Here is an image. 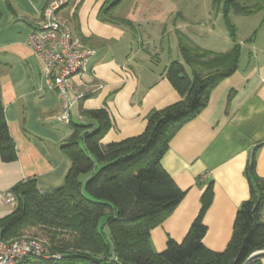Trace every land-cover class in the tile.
<instances>
[{"label": "crops", "instance_id": "crops-1", "mask_svg": "<svg viewBox=\"0 0 264 264\" xmlns=\"http://www.w3.org/2000/svg\"><path fill=\"white\" fill-rule=\"evenodd\" d=\"M113 1L69 0L58 11L73 33L96 51L84 70L72 78L73 91L80 99L65 123L58 119L60 98L27 44L48 0H0V99L17 149L15 161L0 159V193L26 180H34L41 191L63 185L71 160L60 146L70 136L73 123L90 122L81 115L83 111L107 110L111 127L101 139L106 145L141 134L151 110L179 100L164 76L170 60L162 59L156 43L160 33L169 32L178 48L176 31L190 41L180 19L160 17L151 31L144 30L136 18L119 17L114 10L113 18L131 25L100 19L99 12ZM254 37L248 41L249 48L241 45L237 69L215 86L207 105L172 137L161 159L185 195L172 214L151 230V246L157 252L164 250L168 239H183L208 182H212L213 198L203 214L206 232L202 242L209 250L223 251L236 211L249 197L245 171L253 151L255 171L264 178V46H257ZM217 42L221 48L193 44L220 53L233 44L231 39ZM11 206L0 202V218L13 210Z\"/></svg>", "mask_w": 264, "mask_h": 264}, {"label": "trees", "instance_id": "trees-1", "mask_svg": "<svg viewBox=\"0 0 264 264\" xmlns=\"http://www.w3.org/2000/svg\"><path fill=\"white\" fill-rule=\"evenodd\" d=\"M120 1L114 0L98 17L131 25L113 18L112 9ZM220 2L213 0V6L218 8ZM222 6L232 47L221 53L202 49L176 31L183 62L170 61L164 76L179 100L151 110L141 134L103 145L101 139L111 127L107 110L83 111L90 122L73 123L60 146L71 160L63 185L41 191L34 180H26L9 190L16 203L0 218V239L8 241L39 227L50 250L61 255L59 259L30 256L17 264H262L260 255L251 256L264 250V178L255 171L254 151L245 171L249 197L236 211L223 251L209 250L202 242L206 232L202 218L213 198L212 182L206 185L200 209L180 242L168 239L164 250L157 252L150 241L151 230L172 214L185 195L161 165L169 142L203 110L215 86L238 67L241 45L227 12L251 14L264 9V0H222ZM0 159H17L1 99Z\"/></svg>", "mask_w": 264, "mask_h": 264}, {"label": "built area", "instance_id": "built-area-1", "mask_svg": "<svg viewBox=\"0 0 264 264\" xmlns=\"http://www.w3.org/2000/svg\"><path fill=\"white\" fill-rule=\"evenodd\" d=\"M69 0H48L38 25L30 32L27 44L41 60L49 86L56 90L61 101L58 119L67 123L72 107L80 99L73 91L72 78L81 73L96 51L73 33L70 25L59 18L58 11ZM0 202L13 205L11 191L0 193ZM30 256L60 258L45 241L36 237H17L8 241L0 239V264H17Z\"/></svg>", "mask_w": 264, "mask_h": 264}, {"label": "rangeland", "instance_id": "rangeland-1", "mask_svg": "<svg viewBox=\"0 0 264 264\" xmlns=\"http://www.w3.org/2000/svg\"><path fill=\"white\" fill-rule=\"evenodd\" d=\"M250 1L238 0L240 3H250ZM116 6L112 9L115 15L136 18L144 30H154L158 22L156 20L160 17H178L181 28L190 41L201 47L215 44V48H221L217 41L231 39L224 20L222 0L218 8L213 6V0H121ZM226 17L235 27V40L242 45V48L250 47L248 39L252 35H255L257 46H264V9L251 14H237L229 10ZM156 44L159 46V52H162L164 61L166 58L170 61H182L173 33H160ZM5 207L12 206L5 204ZM20 237H36L49 245L48 237L39 227L26 230Z\"/></svg>", "mask_w": 264, "mask_h": 264}, {"label": "water", "instance_id": "water-1", "mask_svg": "<svg viewBox=\"0 0 264 264\" xmlns=\"http://www.w3.org/2000/svg\"><path fill=\"white\" fill-rule=\"evenodd\" d=\"M263 254V252H261V251H257V252H254L251 256H254V255H262Z\"/></svg>", "mask_w": 264, "mask_h": 264}]
</instances>
